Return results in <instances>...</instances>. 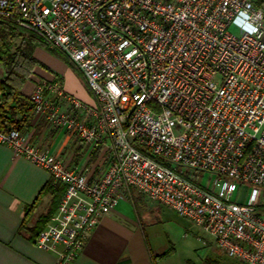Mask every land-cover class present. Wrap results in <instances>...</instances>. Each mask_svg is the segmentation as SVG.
<instances>
[{
    "label": "built area",
    "instance_id": "obj_1",
    "mask_svg": "<svg viewBox=\"0 0 264 264\" xmlns=\"http://www.w3.org/2000/svg\"><path fill=\"white\" fill-rule=\"evenodd\" d=\"M0 19L64 55L94 99L42 78L27 96L33 117L66 130L80 166L0 129L13 158L64 186L34 243L55 264H72L130 190L189 220L237 264H264V9L252 0H0ZM237 188L249 189L247 201L232 200Z\"/></svg>",
    "mask_w": 264,
    "mask_h": 264
},
{
    "label": "crops",
    "instance_id": "obj_2",
    "mask_svg": "<svg viewBox=\"0 0 264 264\" xmlns=\"http://www.w3.org/2000/svg\"><path fill=\"white\" fill-rule=\"evenodd\" d=\"M252 2L264 9V0ZM37 50L48 52L62 61L63 65L70 67L43 47H36L33 57L39 64L33 68V72L20 88L23 96L27 97L32 92L35 81L42 78L57 80L63 90L75 94L87 104H94L91 93V100H88L79 89L71 87L69 76H62L41 63L37 59ZM0 67V81H3L6 71L3 66ZM82 79L84 80L83 76ZM21 132L27 135L31 143L45 149L49 155L60 154L66 165L80 166L82 163L81 158L70 151L64 128L53 129L44 118L33 117L28 126L22 125ZM50 179L48 172L25 158H13L11 150L0 144V264H55L56 255L38 248L30 239L27 230L47 210L48 197H43L36 203L32 218L26 228H23L26 209L36 202L41 189ZM167 211L174 213L144 195L128 191L110 213L100 219L72 264L163 263L175 252L174 239L178 230L173 219L167 217Z\"/></svg>",
    "mask_w": 264,
    "mask_h": 264
},
{
    "label": "trees",
    "instance_id": "obj_3",
    "mask_svg": "<svg viewBox=\"0 0 264 264\" xmlns=\"http://www.w3.org/2000/svg\"><path fill=\"white\" fill-rule=\"evenodd\" d=\"M36 47H43L67 65L74 68L70 61L61 53L50 50L38 37L24 34L12 24L0 19V65L6 71L5 79L0 81V129L9 128L21 131L22 125L31 123L33 105L27 97L20 93V88L39 63L33 57ZM19 116V119L17 117ZM133 191V190H131ZM64 192V186L55 183L52 178L41 189L36 202L25 211L23 228L32 218L36 203L43 197L49 198L47 210L38 216L34 225L28 228L30 239L35 243L37 234L44 229L50 216L54 213Z\"/></svg>",
    "mask_w": 264,
    "mask_h": 264
},
{
    "label": "rangeland",
    "instance_id": "obj_4",
    "mask_svg": "<svg viewBox=\"0 0 264 264\" xmlns=\"http://www.w3.org/2000/svg\"><path fill=\"white\" fill-rule=\"evenodd\" d=\"M36 54L37 59L49 67L52 71H56V73L62 76H69L68 82L71 87L79 89V91L84 94L88 100H91V92L87 88L86 84H84L85 82L82 79V75L75 67L73 68L71 66L67 67L63 65L62 61L56 59L43 50H37ZM1 69L2 68L0 67V71ZM64 91L67 94L80 99L75 94H71L66 90ZM248 197L249 189L237 188L232 195V200L247 201ZM167 212V217L173 219L174 223H176L178 227V230L174 239L175 252L171 258L165 260L161 264H237L234 259L220 252L215 247L214 240L210 235L194 226L189 220L170 211ZM157 229L161 231L160 228Z\"/></svg>",
    "mask_w": 264,
    "mask_h": 264
}]
</instances>
